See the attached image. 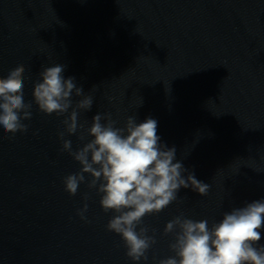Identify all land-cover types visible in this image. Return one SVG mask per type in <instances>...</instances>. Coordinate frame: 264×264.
I'll return each mask as SVG.
<instances>
[{
	"label": "water",
	"instance_id": "water-1",
	"mask_svg": "<svg viewBox=\"0 0 264 264\" xmlns=\"http://www.w3.org/2000/svg\"><path fill=\"white\" fill-rule=\"evenodd\" d=\"M55 64L93 97L76 135L66 133V116L33 101L40 72ZM16 67L32 119L25 133L0 132V264H133L107 230L113 213L91 178L75 196L65 191L81 166L59 133L82 148L96 114H111L117 127L130 116L156 119L161 142L210 186L204 197L181 189L145 218L157 240L148 264L173 255L164 229L176 216L211 227L264 199V0H0V77Z\"/></svg>",
	"mask_w": 264,
	"mask_h": 264
},
{
	"label": "clouds",
	"instance_id": "clouds-1",
	"mask_svg": "<svg viewBox=\"0 0 264 264\" xmlns=\"http://www.w3.org/2000/svg\"><path fill=\"white\" fill-rule=\"evenodd\" d=\"M65 66L45 67L33 89V101L40 112L63 120L69 136L76 135L79 113L91 111L93 97L85 95L74 77L65 78ZM22 69L16 67L0 77V132L15 136L28 131L24 121L32 119V102H25ZM79 98L74 104L73 97ZM142 103V101L140 102ZM70 115H67L69 114ZM158 121L146 118L138 122L128 117L117 127L111 114H96L87 129L92 137L73 151L72 141L59 136L63 151L81 166L80 171L64 178L65 191L72 196L90 177L88 187L100 195L105 213H113L107 230L120 236L133 264H148V252L157 243L155 231L149 235L146 217L156 216L178 201L181 189L207 196L210 186L197 179L177 159L176 148L162 143L157 134ZM83 141L85 137L80 136ZM87 201V195L84 197ZM88 205L78 212L82 220ZM264 199L234 207L209 227L207 219L194 220L183 214L167 222L164 234L172 235L173 255L158 264H264Z\"/></svg>",
	"mask_w": 264,
	"mask_h": 264
}]
</instances>
